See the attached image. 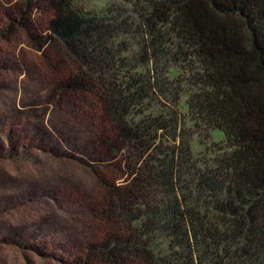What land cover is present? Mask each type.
Listing matches in <instances>:
<instances>
[{
  "label": "trees",
  "instance_id": "1",
  "mask_svg": "<svg viewBox=\"0 0 264 264\" xmlns=\"http://www.w3.org/2000/svg\"><path fill=\"white\" fill-rule=\"evenodd\" d=\"M19 1L104 166L70 264H264V0ZM215 129L224 141L194 153Z\"/></svg>",
  "mask_w": 264,
  "mask_h": 264
},
{
  "label": "rangeland",
  "instance_id": "2",
  "mask_svg": "<svg viewBox=\"0 0 264 264\" xmlns=\"http://www.w3.org/2000/svg\"><path fill=\"white\" fill-rule=\"evenodd\" d=\"M107 1L75 3L97 12ZM20 6L0 0V264H70L76 245L96 233L90 204L99 182L91 168L100 174L104 166L85 151L88 108L76 97L57 102L55 74L16 23ZM30 14L42 26L46 14ZM211 135L195 138L193 152L225 139L221 129Z\"/></svg>",
  "mask_w": 264,
  "mask_h": 264
}]
</instances>
